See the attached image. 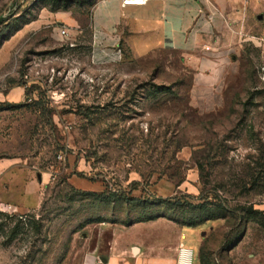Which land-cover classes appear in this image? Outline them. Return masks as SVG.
Masks as SVG:
<instances>
[{"label":"rangeland","instance_id":"374dc122","mask_svg":"<svg viewBox=\"0 0 264 264\" xmlns=\"http://www.w3.org/2000/svg\"><path fill=\"white\" fill-rule=\"evenodd\" d=\"M99 1L0 0V17L13 13L0 27V264H83L112 247L175 257L181 243L195 264L203 247L209 264H264L261 47L235 52L239 79L204 113L180 52L93 62ZM22 170L36 183L19 211L10 188ZM199 198L227 219L189 227L199 220L186 202ZM250 207L260 224L240 221Z\"/></svg>","mask_w":264,"mask_h":264},{"label":"crops","instance_id":"0c3cea01","mask_svg":"<svg viewBox=\"0 0 264 264\" xmlns=\"http://www.w3.org/2000/svg\"><path fill=\"white\" fill-rule=\"evenodd\" d=\"M263 20L264 0H148L144 7H122L120 0H102L92 19V60L105 61L120 45L135 58L158 49L180 52L187 56L194 72L191 105L204 113L211 112L225 106L230 86L240 77V67L233 61L235 52L251 41L261 47L264 55ZM9 98L0 93V102ZM191 155L190 149L182 150L178 158L188 162ZM25 170L18 172L10 188L15 190L11 207L19 211L29 209L24 201L36 183L32 172ZM38 179L43 183L41 175ZM48 182L47 178L45 185ZM73 182L80 188L94 187L83 179ZM163 184L155 185L154 192H159ZM194 252L184 243L175 257L152 249L134 255L112 247L105 257L87 255L83 264H195Z\"/></svg>","mask_w":264,"mask_h":264},{"label":"trees","instance_id":"16d2710c","mask_svg":"<svg viewBox=\"0 0 264 264\" xmlns=\"http://www.w3.org/2000/svg\"><path fill=\"white\" fill-rule=\"evenodd\" d=\"M121 50L123 52V58H124L125 50L122 48ZM179 186L180 185H177V187ZM199 200L204 201V202L199 203L197 205H194L191 202L190 203L186 202L187 206L192 209V211L190 212L191 213L193 212L197 216V219L199 220L198 223H194V221H190L191 223L190 225H188L189 227H197V226L203 225L204 223L208 221H212V220L227 219V214H225L226 208L224 209L220 205H218L217 201L208 202L206 201L207 199L205 198H199ZM212 208H214V211ZM258 213H259L258 211H254L253 208L250 207L247 215L240 214V221H241V218H243V219H246V222L260 224L256 216ZM206 255L207 254L205 252V248L203 247L200 251L201 264H209V262L206 259Z\"/></svg>","mask_w":264,"mask_h":264},{"label":"built area","instance_id":"2783aa9c","mask_svg":"<svg viewBox=\"0 0 264 264\" xmlns=\"http://www.w3.org/2000/svg\"><path fill=\"white\" fill-rule=\"evenodd\" d=\"M148 0H120L122 7H144L147 4ZM66 35V33H64ZM110 60L112 62L122 61L123 52L120 47H116L113 53L106 57L105 60Z\"/></svg>","mask_w":264,"mask_h":264},{"label":"water","instance_id":"95a60500","mask_svg":"<svg viewBox=\"0 0 264 264\" xmlns=\"http://www.w3.org/2000/svg\"><path fill=\"white\" fill-rule=\"evenodd\" d=\"M12 16H13V13H12V11H10V12L8 13V15L0 17V27H1L2 25H4L6 22H8L9 19H10ZM233 60H236V57H233ZM135 252H137L136 249H135Z\"/></svg>","mask_w":264,"mask_h":264}]
</instances>
